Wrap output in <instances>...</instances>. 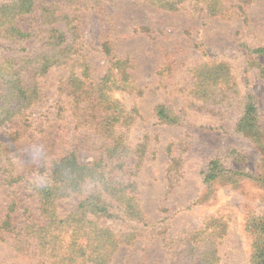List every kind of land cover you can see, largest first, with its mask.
I'll list each match as a JSON object with an SVG mask.
<instances>
[{
    "label": "rangeland",
    "instance_id": "rangeland-1",
    "mask_svg": "<svg viewBox=\"0 0 264 264\" xmlns=\"http://www.w3.org/2000/svg\"><path fill=\"white\" fill-rule=\"evenodd\" d=\"M196 2L167 12L143 0H105L103 11L81 13L77 43L93 77L105 74L107 60L100 51L105 41L129 58L137 91L117 97L141 115L128 144H147L135 179L155 232L121 246L112 264H251L253 254L264 249V52L257 53L264 51V0L252 1L246 22L231 13L205 17L194 9ZM28 24L26 19L21 26L26 30ZM67 73L51 70L41 81L36 108L0 129L4 138L7 132L19 134L16 170L26 182L43 185L52 162L74 148L83 163L98 154L93 131L76 120L71 98L61 89ZM2 94L0 81V105ZM248 102L258 112L252 130L242 122ZM158 105L179 121L159 122ZM214 159L233 172L207 181ZM129 163L128 171L136 159ZM15 189L19 207L29 208L26 216L38 217L31 185L23 182ZM9 201L8 188L0 187V222ZM0 264L37 262L20 254L13 237L5 235Z\"/></svg>",
    "mask_w": 264,
    "mask_h": 264
},
{
    "label": "trees",
    "instance_id": "trees-1",
    "mask_svg": "<svg viewBox=\"0 0 264 264\" xmlns=\"http://www.w3.org/2000/svg\"><path fill=\"white\" fill-rule=\"evenodd\" d=\"M143 1L167 12L187 9L186 4L192 2ZM196 1L194 9L204 12L205 17L226 18L231 13L246 22L253 0H229V6L226 0ZM104 2L0 1V129L36 108L42 79L51 70L63 68L68 73L62 78L61 89L71 98L73 115L90 127V136L98 143V154L91 162H81L74 148L53 161L49 179L36 185L26 182L16 170L17 151L21 150L19 134L7 132L4 138L0 133V187L8 188L10 196L0 222V238L12 236L19 253L31 255L37 264H112L121 246H132L147 238L148 232H155L142 209L135 179L147 144H128V133L140 121V111L135 105L124 106L117 97L136 93L133 66L129 58L117 55L112 43L105 41L100 51L107 68L104 76L95 78L82 44L77 43L81 13L101 12ZM26 19L29 24L25 30L21 23ZM260 52L264 51L257 53ZM257 114L256 105L248 102L242 122L251 130L257 123ZM154 115L164 124L179 121V116L165 105H158ZM131 158L136 159V164L128 171ZM219 162L211 161L207 181L233 172L222 170ZM23 182L31 185V193L37 198L38 217L31 213L26 216L29 208L19 207L22 200L16 196L15 188ZM70 202H75V207H65ZM21 212L23 220L19 221L17 213ZM117 225L118 230L114 228ZM251 264H264V249L253 254Z\"/></svg>",
    "mask_w": 264,
    "mask_h": 264
}]
</instances>
